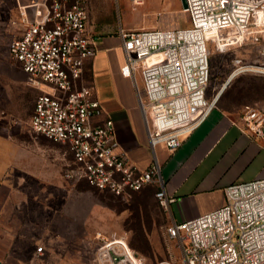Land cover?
Instances as JSON below:
<instances>
[{
    "label": "built area",
    "instance_id": "built-area-1",
    "mask_svg": "<svg viewBox=\"0 0 264 264\" xmlns=\"http://www.w3.org/2000/svg\"><path fill=\"white\" fill-rule=\"evenodd\" d=\"M185 3L187 27L119 29L125 54L121 72L135 85L154 153L146 169L122 149L114 119L105 116L95 86L84 80L85 63L98 52L86 0H43L33 3V17L20 7L19 16L9 21L14 28L9 56L41 91L30 126L67 147L72 160L66 178L125 200L155 184L156 197L168 212L177 198L166 189L156 150L160 145L180 147L217 107L220 92L208 93L209 43L225 50L259 41L261 60L244 63L238 58L234 73H264V0ZM238 122L264 139L261 106H245ZM165 230L181 250L183 264H264V177L229 184L223 205L185 220L172 219ZM97 238L92 264H150L122 235L99 232ZM36 253L41 258L44 247L38 245Z\"/></svg>",
    "mask_w": 264,
    "mask_h": 264
},
{
    "label": "rangeland",
    "instance_id": "rangeland-1",
    "mask_svg": "<svg viewBox=\"0 0 264 264\" xmlns=\"http://www.w3.org/2000/svg\"><path fill=\"white\" fill-rule=\"evenodd\" d=\"M86 5L88 28L96 35L115 34L121 27L190 24L182 0H86ZM13 36V31L0 24V226L23 234L21 243L27 246L31 242L44 247V255L34 264H92L99 232L126 237L150 264H183L177 243L166 235V225L172 219L156 197L157 187L146 186L125 200L65 177L72 160L67 147L30 126L41 91L10 58ZM208 50V93L217 94L223 87L219 106L233 118H238L247 104L264 108V73L246 70L231 78L236 59L244 63L261 60V43L250 39L222 50L210 42Z\"/></svg>",
    "mask_w": 264,
    "mask_h": 264
},
{
    "label": "crops",
    "instance_id": "crops-1",
    "mask_svg": "<svg viewBox=\"0 0 264 264\" xmlns=\"http://www.w3.org/2000/svg\"><path fill=\"white\" fill-rule=\"evenodd\" d=\"M42 2L0 0V24L13 31L9 21L19 16L20 7H26L33 17V3ZM90 34L96 39L98 52L86 61L84 80L95 86L106 110L105 116L114 119L122 149L136 165L146 169L154 153L135 85L121 72L125 54L119 32ZM238 118L217 106L180 147L175 150L163 145L157 147L166 189L177 198L168 211L171 219L181 221L216 209L225 203L226 186L264 177V139L246 131ZM24 238L23 234L0 226L1 264H34L40 259L36 253L38 244H31L29 238L27 246L21 243Z\"/></svg>",
    "mask_w": 264,
    "mask_h": 264
},
{
    "label": "trees",
    "instance_id": "trees-1",
    "mask_svg": "<svg viewBox=\"0 0 264 264\" xmlns=\"http://www.w3.org/2000/svg\"><path fill=\"white\" fill-rule=\"evenodd\" d=\"M219 99H220V98H219ZM247 105H251V104H247ZM217 106H219V101H218V103H217ZM150 185H151V186H155V187H157V185H155V184H150ZM150 185H147V186H150ZM142 189H143V188H142ZM142 189H141V190H142ZM141 190L134 191L133 193L139 192V191H141ZM157 190H158V187H157ZM157 190H156V191H157ZM133 193H132V194H133Z\"/></svg>",
    "mask_w": 264,
    "mask_h": 264
},
{
    "label": "bare ground",
    "instance_id": "bare-ground-1",
    "mask_svg": "<svg viewBox=\"0 0 264 264\" xmlns=\"http://www.w3.org/2000/svg\"><path fill=\"white\" fill-rule=\"evenodd\" d=\"M236 74L235 73H233L232 75H231V78H234V76H235ZM223 91V87H222V89H221V91H220V93Z\"/></svg>",
    "mask_w": 264,
    "mask_h": 264
},
{
    "label": "water",
    "instance_id": "water-1",
    "mask_svg": "<svg viewBox=\"0 0 264 264\" xmlns=\"http://www.w3.org/2000/svg\"><path fill=\"white\" fill-rule=\"evenodd\" d=\"M182 4H183V6L186 5L185 0H182ZM0 264H1V262H0Z\"/></svg>",
    "mask_w": 264,
    "mask_h": 264
}]
</instances>
